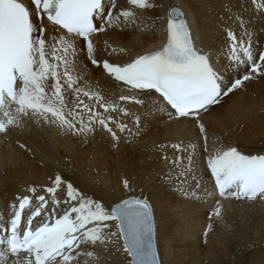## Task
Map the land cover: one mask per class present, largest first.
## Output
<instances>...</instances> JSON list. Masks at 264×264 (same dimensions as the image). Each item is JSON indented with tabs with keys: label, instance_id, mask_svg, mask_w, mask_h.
I'll return each mask as SVG.
<instances>
[{
	"label": "snow or ice",
	"instance_id": "obj_1",
	"mask_svg": "<svg viewBox=\"0 0 264 264\" xmlns=\"http://www.w3.org/2000/svg\"><path fill=\"white\" fill-rule=\"evenodd\" d=\"M252 4L264 11V0ZM145 11L154 18L143 16ZM229 19L243 35L225 29L226 64L221 68L211 51L197 45L187 10L164 0H127L126 6L120 0H0V134L55 124L76 136L106 131L115 147L117 130L135 137L144 131L141 116L123 105H146L145 118L157 113L170 121L195 118L202 134L201 144L159 145L175 153L163 156L170 166L162 176L165 183L195 196L186 186L193 179L195 156L202 154L219 197L264 202V153L215 142L210 146L200 119L246 82L264 78V50L254 46L251 21L231 12ZM148 20L163 42L127 62L110 61L107 57L126 49L110 43L109 30L148 27ZM98 36L104 38L103 49ZM93 69L119 83L118 99L103 94L99 79L92 87ZM116 114L132 115L135 132ZM50 180V186H29L27 194L17 193L10 202V217L0 223V264H111L108 253H120L127 264H161L153 206L147 196L134 194L128 179L122 181L128 195L110 204L59 173ZM222 208L217 200L211 215L219 218Z\"/></svg>",
	"mask_w": 264,
	"mask_h": 264
},
{
	"label": "bare ground",
	"instance_id": "obj_2",
	"mask_svg": "<svg viewBox=\"0 0 264 264\" xmlns=\"http://www.w3.org/2000/svg\"><path fill=\"white\" fill-rule=\"evenodd\" d=\"M164 2L187 10L197 45L211 51L221 68L226 64L225 29L231 27L239 36L243 35L240 25L234 19H229V12L233 17L242 15L246 21H251L248 28L255 33L254 46L257 51L264 48V11L257 12L252 0ZM242 3L244 9L240 7ZM120 4L126 6L127 0H120ZM143 16L154 18V13L145 11ZM146 23L148 27L141 25L127 27L124 31L109 30L110 43L126 51L113 53L107 58L123 63L159 46L163 42V34L151 26V20ZM96 42L100 49L104 48L103 37L98 36ZM92 72L89 80L92 87H96V80L99 79L103 94L118 99L122 94L119 83L101 76L99 69ZM124 94H128L126 89ZM85 102H88L87 99ZM123 106L131 114L141 116L144 131L135 137L117 130L120 141L115 147V142L106 131L97 130L91 137L76 136L55 124H30L23 129L13 128L7 135L0 134L4 146L1 147L0 143V223L10 216V202L17 193L27 194V188L32 185L50 186V178L55 176L54 173H59L106 204L128 195L123 189L124 179L130 181L134 194L146 195L154 204L156 243L161 264H223L224 252L218 245H229L240 240L264 243V202L219 197L206 168L204 155L195 156L193 179L186 186L196 192L195 196L183 195L178 186L165 183L162 179L170 167L163 156L166 154L172 158L175 153L170 147L165 153L159 145L180 141L201 144L202 134L195 118L170 121L167 115L161 113L145 118L146 105L125 103ZM204 114L207 117L201 115L200 119L209 134L210 146L215 142L224 146H238L246 153H264V78L246 82L241 91L233 92L224 98L219 107ZM116 115L135 132L132 115ZM239 124L241 128L237 127ZM112 127L116 130L115 125ZM234 138L242 143H235ZM21 144L26 147H20ZM29 154L33 155L32 159ZM47 170L54 172L51 174ZM217 200L223 205L219 218L211 215ZM208 224L211 229L205 237ZM108 255L112 257L111 264H127L120 253Z\"/></svg>",
	"mask_w": 264,
	"mask_h": 264
},
{
	"label": "rangeland",
	"instance_id": "obj_3",
	"mask_svg": "<svg viewBox=\"0 0 264 264\" xmlns=\"http://www.w3.org/2000/svg\"><path fill=\"white\" fill-rule=\"evenodd\" d=\"M241 90H242V88L239 89V90H236V91H241ZM201 115H203L202 116L203 118L207 117L204 113L201 114ZM240 125L241 124H239V126H237V127L241 128L242 125L241 126ZM235 139L239 140L237 138H234L233 140H234L235 143H237V144H238V142H239V144L242 143L241 140L236 141ZM0 143H1V147H2L3 146V141H1V139H0ZM122 151H124V150H122ZM29 158L32 159L33 155L29 154ZM47 172H51V174H53L54 170H50V171L47 170ZM62 174H64V173H62ZM54 175H56V174L54 173ZM143 196H146V195H143ZM125 197H120V198H125ZM120 198H118V199H120ZM228 200H232V199H228ZM149 201H150V199H149ZM150 203L152 204L153 209H154V204L151 201H150ZM154 217H155V211H154ZM241 243H242V245H240ZM238 244H239V246H237ZM251 244H252V246H251ZM263 245H264V243H260L259 244V241H252L251 242V241H242V240H240V242L238 241V242H233L232 244H229V245L222 244V245H218V246H219L220 250H223V252H224V253H222L223 264H241V263L242 264H259V262H260V264H262V262L264 263V250H263L264 246ZM261 249H262L263 252L261 251ZM258 250L260 252H257ZM250 257H251V260H250ZM258 257H259V260L257 261ZM242 258H243V260H242ZM225 261H226V263H225ZM242 261H245V262H242Z\"/></svg>",
	"mask_w": 264,
	"mask_h": 264
}]
</instances>
